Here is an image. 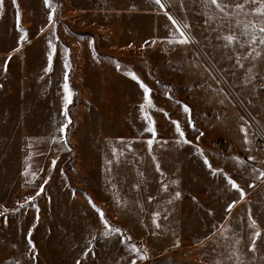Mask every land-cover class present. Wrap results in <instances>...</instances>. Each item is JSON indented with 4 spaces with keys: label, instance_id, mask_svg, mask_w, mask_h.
I'll use <instances>...</instances> for the list:
<instances>
[{
    "label": "rangeland",
    "instance_id": "374dc122",
    "mask_svg": "<svg viewBox=\"0 0 264 264\" xmlns=\"http://www.w3.org/2000/svg\"><path fill=\"white\" fill-rule=\"evenodd\" d=\"M182 1L3 0L0 264H264V53L242 10Z\"/></svg>",
    "mask_w": 264,
    "mask_h": 264
},
{
    "label": "snow or ice",
    "instance_id": "6c2138e0",
    "mask_svg": "<svg viewBox=\"0 0 264 264\" xmlns=\"http://www.w3.org/2000/svg\"><path fill=\"white\" fill-rule=\"evenodd\" d=\"M13 4L15 5L17 0H12ZM48 2V0H46V3ZM156 4H161V0H155ZM207 3L210 5H214L217 9H219V11L221 13H225V10L229 7V4L225 3L224 0H207ZM255 4H259V7H256L253 9V11L250 13L251 15H255L257 17H259V21L260 23H255V22H250V24L245 25V29H247L248 27H251L253 29V35L249 41L250 44H255L257 42V38L259 37V43L260 44H264V0H243V2H239V0H237V2L235 3L234 7L237 10H243L245 5H255ZM3 7V0H0V8ZM161 7H163V5L161 4ZM55 10L53 9V12ZM226 14V13H225ZM49 19L51 20V16L49 17ZM169 19L172 20V23L175 25L177 24V21L172 19L171 16H169ZM184 27H188L187 25H185ZM180 32V39L178 41H174L176 43L179 44H187L190 42V37L187 36L185 34V32L178 26L177 29ZM245 35H247V32L245 31L244 33ZM218 39H225L227 40L228 44H232L234 42H238V38L235 35H228L225 37H217ZM24 37L21 36V40H23ZM241 47H243V45H241ZM257 55H259V53H257ZM49 61H51V54H49ZM65 67L68 68L69 65L67 63V61L65 62ZM6 68V65H5ZM51 70V66H49V69H46V71H50ZM133 79H138L134 74L132 76ZM65 81H67V74H65ZM142 88H144L145 91V99L148 102L149 107H152L151 101L150 99H148V93L150 92V90L143 85V83H141L140 85ZM65 92H68V84L67 82H65V84L63 85ZM65 108H67L68 103L71 102V96L70 95H66L65 96ZM144 109V105H141V110L143 111ZM185 111H189V109L187 108V106H185ZM176 124V131L180 133V136L183 137L184 133L181 130L180 126H179V122H173ZM67 127V125H64L60 131L63 132L65 130V128ZM148 132L153 133V135H155V128L154 127H149L148 129H146ZM179 142V141H178ZM153 143V140H148V145L151 146ZM205 164L208 165L211 168V165L209 163V161L205 158ZM55 163V161L53 162ZM229 183L232 185L233 188H238V185L235 183V181L231 180L229 178ZM43 191V186H41V192ZM37 195H40V192L37 193ZM177 195H179V193H177ZM35 197H31L29 198V200H34ZM231 209V205L229 206V210ZM8 210L4 209V212L6 213ZM0 215H3V213H0ZM103 212H100V216L103 219ZM105 223H107V221H105ZM158 226V225H157ZM111 231H115V232H119V229H113ZM110 234V232H106L105 235ZM257 236H259L260 234L257 233ZM29 243H31V239L29 236ZM33 249L35 248L34 245H32ZM254 243H253V249L254 250ZM133 251H137V249L135 247H133Z\"/></svg>",
    "mask_w": 264,
    "mask_h": 264
},
{
    "label": "bare ground",
    "instance_id": "6f19581e",
    "mask_svg": "<svg viewBox=\"0 0 264 264\" xmlns=\"http://www.w3.org/2000/svg\"><path fill=\"white\" fill-rule=\"evenodd\" d=\"M182 1V0H181ZM183 2V4L181 3L180 4V6L182 7V5H183V8H188V7H190V6H192V3L190 2V0H183L182 1ZM224 2H226L227 4H229V8H227L226 10H235V7H234V5H235V3L237 2V0H224ZM239 2H243V0L241 1V0H239ZM194 9V8H193ZM253 9H254V5H245V7H244V9L242 10V12H243V14H245V16H247L248 18H249V20H250V22H258V19H259V17H257V16H255V15H251L250 13L253 11ZM36 17H35V15L32 13V12H30V13H28L27 12V14H26V16H24V20H26L27 22H28V19H32V20H34ZM200 18V17H199ZM198 23V22H197ZM30 25V24H29ZM245 30V29H244ZM250 41V40H249ZM247 47H251V48H254V49H252V50H255L256 48L255 47H257L259 50H261V51H263V53H264V44H260L259 43V37L257 38V42L255 43V44H250V43H248V46L246 45V48ZM185 48V47H184ZM244 50V49H243ZM252 50L248 53V56H251V54H252ZM100 71L99 70H97V72H96V74H98ZM95 77V76H94ZM105 91H106V88H105V84L104 85H102L101 86V92H100V94H104L105 93ZM85 93L86 94H84V95H88L87 93V90L85 91ZM140 93H141V90H140V87H139V85L137 84V83H135V82H131L130 81V83H129V86H128V91L126 92V93H123L122 91H121V93H119V95H121V96H119L118 98H117V100H118V105H119V107L120 108H123L124 107V105L128 102V103H130V101H131V98H132V96H133V101H132V103H133V105L135 106V108H134V114L139 118V116H140V111H141V109H140ZM126 100V101H125ZM89 102H94L93 101V99H92V97L90 96V99H89ZM106 102H108V100L106 101ZM103 112L104 113H106L107 115H109V114H111L112 112H110V111H108V110H103ZM108 118H110V117H108ZM77 119H78V121H79V124H81V122H82V113L80 112V113H78V115H77ZM113 122V121H112Z\"/></svg>",
    "mask_w": 264,
    "mask_h": 264
},
{
    "label": "crops",
    "instance_id": "0c3cea01",
    "mask_svg": "<svg viewBox=\"0 0 264 264\" xmlns=\"http://www.w3.org/2000/svg\"><path fill=\"white\" fill-rule=\"evenodd\" d=\"M230 202V201H228ZM242 201L238 200L235 201L233 208H237L236 206L239 205ZM239 213V212H238ZM250 220L251 222H253L254 224H263L261 225V230L263 228L262 234H264V208L260 209V207H258V204L254 203L252 200L250 202ZM257 233V232H256ZM262 239V237H261Z\"/></svg>",
    "mask_w": 264,
    "mask_h": 264
},
{
    "label": "built area",
    "instance_id": "2783aa9c",
    "mask_svg": "<svg viewBox=\"0 0 264 264\" xmlns=\"http://www.w3.org/2000/svg\"><path fill=\"white\" fill-rule=\"evenodd\" d=\"M254 131H255V142L260 145L264 141L262 137V133H260V130H257L256 128H254Z\"/></svg>",
    "mask_w": 264,
    "mask_h": 264
},
{
    "label": "trees",
    "instance_id": "16d2710c",
    "mask_svg": "<svg viewBox=\"0 0 264 264\" xmlns=\"http://www.w3.org/2000/svg\"><path fill=\"white\" fill-rule=\"evenodd\" d=\"M219 146H220V144H219ZM223 148V147H222ZM224 149V148H223Z\"/></svg>",
    "mask_w": 264,
    "mask_h": 264
}]
</instances>
